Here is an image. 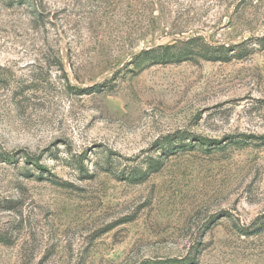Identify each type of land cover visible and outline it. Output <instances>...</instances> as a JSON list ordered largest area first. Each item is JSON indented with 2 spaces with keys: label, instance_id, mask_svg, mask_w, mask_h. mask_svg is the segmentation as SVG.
Instances as JSON below:
<instances>
[{
  "label": "rangeland",
  "instance_id": "obj_1",
  "mask_svg": "<svg viewBox=\"0 0 264 264\" xmlns=\"http://www.w3.org/2000/svg\"><path fill=\"white\" fill-rule=\"evenodd\" d=\"M264 264V0H0V264Z\"/></svg>",
  "mask_w": 264,
  "mask_h": 264
},
{
  "label": "trees",
  "instance_id": "obj_2",
  "mask_svg": "<svg viewBox=\"0 0 264 264\" xmlns=\"http://www.w3.org/2000/svg\"><path fill=\"white\" fill-rule=\"evenodd\" d=\"M168 264V263H167ZM171 264V263H170Z\"/></svg>",
  "mask_w": 264,
  "mask_h": 264
}]
</instances>
